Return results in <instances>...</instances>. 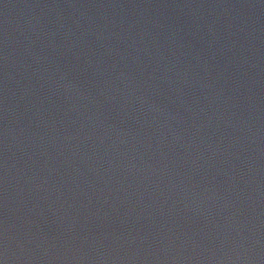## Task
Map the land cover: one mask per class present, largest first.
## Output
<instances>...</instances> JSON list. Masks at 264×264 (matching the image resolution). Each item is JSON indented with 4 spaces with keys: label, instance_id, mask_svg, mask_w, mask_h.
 Masks as SVG:
<instances>
[{
    "label": "water",
    "instance_id": "95a60500",
    "mask_svg": "<svg viewBox=\"0 0 264 264\" xmlns=\"http://www.w3.org/2000/svg\"><path fill=\"white\" fill-rule=\"evenodd\" d=\"M0 264H264V0H0Z\"/></svg>",
    "mask_w": 264,
    "mask_h": 264
}]
</instances>
